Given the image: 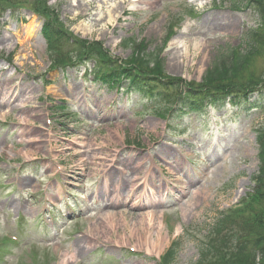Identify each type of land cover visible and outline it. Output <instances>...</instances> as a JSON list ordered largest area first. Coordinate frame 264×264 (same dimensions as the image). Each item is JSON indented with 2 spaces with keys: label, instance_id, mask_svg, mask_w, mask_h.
<instances>
[{
  "label": "rangeland",
  "instance_id": "374dc122",
  "mask_svg": "<svg viewBox=\"0 0 264 264\" xmlns=\"http://www.w3.org/2000/svg\"><path fill=\"white\" fill-rule=\"evenodd\" d=\"M101 2L0 1V264H198L225 215L240 211L264 226V187L253 183L264 129V8L115 0L109 23L111 5ZM257 38L243 75L257 83L253 108H208L178 129L153 100L96 82L86 60L101 47L125 63L142 44L160 55L162 72L152 77L200 85ZM160 223V250L140 243L149 225L156 239Z\"/></svg>",
  "mask_w": 264,
  "mask_h": 264
},
{
  "label": "trees",
  "instance_id": "16d2710c",
  "mask_svg": "<svg viewBox=\"0 0 264 264\" xmlns=\"http://www.w3.org/2000/svg\"><path fill=\"white\" fill-rule=\"evenodd\" d=\"M239 5L262 12L264 0H238ZM255 40V43L250 40L243 50L232 51L223 61L213 65L200 85L185 83L184 86L180 82L168 85L159 78L152 77L151 74L159 76L162 72L160 55L149 54L142 44H133L138 49L134 51L133 59L130 58L125 63L108 58L101 47H92L86 60L93 63L92 75L96 82L110 89L125 85L126 90L133 91L143 99L153 100L159 116L163 118L165 114L171 122H178L187 114H202L208 106L220 108L229 103L246 111L253 108L254 103L250 102V94L253 92L250 90L257 89L252 88L257 83L246 80L243 75L260 43L259 38ZM261 44L264 45L262 42ZM86 60L79 57L78 63L84 65ZM168 86L173 88L172 91L168 90ZM259 96L264 101V90L259 92ZM259 136L260 174L253 179L256 186L254 189H258V192L264 187V129H260ZM238 212L225 215L217 221L212 240L202 244V257L198 264H238V261L245 258H252V264H264L263 232L258 231L264 227L263 223L260 218L252 220L245 219V216L239 217ZM173 255L174 252L170 251L165 261L174 258ZM211 259L215 261L209 262Z\"/></svg>",
  "mask_w": 264,
  "mask_h": 264
},
{
  "label": "bare ground",
  "instance_id": "6f19581e",
  "mask_svg": "<svg viewBox=\"0 0 264 264\" xmlns=\"http://www.w3.org/2000/svg\"><path fill=\"white\" fill-rule=\"evenodd\" d=\"M121 3L124 4H129L131 8H136L137 5H142V6H146V7H151L155 4V2H157L158 0H120ZM108 3L111 5L110 6V11H109V15H107V17H105L103 19L104 22L112 23L114 20H116V16L115 14L112 15L113 11L118 7L116 6V2L115 0H103V2L100 3L99 8H103L104 6L108 5ZM77 10L83 11L81 8L80 4H77V6H74ZM86 7V6H84ZM135 10V9H134ZM84 12V11H83ZM100 17L101 13L99 15H96V17ZM97 20L95 21L96 23H100V19L96 18ZM107 23V24H109ZM168 154L169 155H175L177 157V154L171 150H168ZM168 159V158H165ZM115 182H116V178H115ZM142 183V182H141ZM143 184V183H142ZM161 197V196H159ZM161 198H159L157 201H159ZM151 225H149V227L147 228V237H140V243L143 242L144 244H147L148 246H150L152 248V250H160V247L164 245V243L167 241V238L165 237V235L163 234V224L160 223L158 226V232L156 234V239H154V233H152L151 231ZM151 231V232H149ZM151 243V244H149Z\"/></svg>",
  "mask_w": 264,
  "mask_h": 264
}]
</instances>
